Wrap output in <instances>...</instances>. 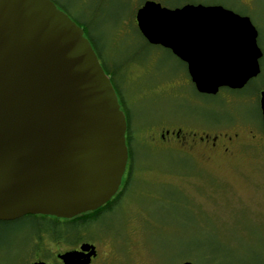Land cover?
<instances>
[{
	"label": "water",
	"instance_id": "95a60500",
	"mask_svg": "<svg viewBox=\"0 0 264 264\" xmlns=\"http://www.w3.org/2000/svg\"><path fill=\"white\" fill-rule=\"evenodd\" d=\"M136 20L149 44L187 63L201 94L243 89L261 73L249 17L219 6L170 10L147 2ZM260 100L264 122V91ZM127 131L82 27L51 0H0V222L68 220L107 205L127 170ZM78 256L59 258L75 264Z\"/></svg>",
	"mask_w": 264,
	"mask_h": 264
},
{
	"label": "rangeland",
	"instance_id": "374dc122",
	"mask_svg": "<svg viewBox=\"0 0 264 264\" xmlns=\"http://www.w3.org/2000/svg\"><path fill=\"white\" fill-rule=\"evenodd\" d=\"M54 1L90 28L108 67L118 71L133 115L138 162L131 187L117 210L85 236L99 247L102 264H264V129L257 98L264 90V55L261 74L240 101L227 104L225 94H199L187 65L171 51L143 41L136 22L143 0ZM220 1L236 6V0ZM256 4L244 13L258 30L264 53V0ZM230 116L250 125L240 122L247 146H233L229 154L192 142L191 158L150 141L158 130L177 128L170 125L197 132V126ZM35 229L31 219L1 225L0 264L32 262L37 240L48 248L51 236L37 238Z\"/></svg>",
	"mask_w": 264,
	"mask_h": 264
},
{
	"label": "flooded vegetation",
	"instance_id": "af4514ba",
	"mask_svg": "<svg viewBox=\"0 0 264 264\" xmlns=\"http://www.w3.org/2000/svg\"><path fill=\"white\" fill-rule=\"evenodd\" d=\"M51 1L56 3L54 0H51ZM256 1L257 0H236V6L235 7L234 6L229 7L220 0H143L142 5L137 10V13L142 7L145 6V4L147 2H154L156 4H160L163 8H167L170 10L182 9V8L189 6V5H193V6H200L201 5L204 7H217V6H219V7L225 8L229 11H232L233 13L240 15L242 17H249L250 18V16L244 12H245V10H249V11L255 10V8L257 7ZM137 13H136V16H137ZM68 16L72 19V17L70 15H68ZM136 22H137V20H136ZM76 23L80 26V24L78 22H76ZM80 27H82V29L84 30V33H85V37H87L90 40L93 48L96 50V47H95L96 44H94V41H92V39L89 37L88 29L86 31L84 26H80ZM86 28H89V27L86 26ZM89 31H90V28H89ZM139 33L141 36H143L142 33L140 32V30H139ZM143 39L145 42L148 43V41L144 38V36H143ZM149 45H151V44H149ZM97 48L99 50H101L99 45H97ZM169 51H171V50H169ZM172 54L174 55L173 52H172ZM263 55H264V53H263ZM179 60H181V59H179ZM183 63L187 65V63H185V62H183ZM260 67H261V72H262L261 60H260ZM187 69H188V65H187ZM252 80H250L248 82V84ZM248 84L243 89H231V88H227V87L221 88L216 95L201 94L199 92L198 93L203 95V96L212 97V98L218 97L221 94H225V96L228 97V99L226 101L227 104H231L234 101L238 102L241 100L239 98V96L245 90V88L248 86ZM263 91L264 90H262V89L260 91H258L259 93L257 96L258 102L260 103V109H261V100L260 99H261V93ZM260 115H261V125L264 129L262 110L260 112ZM240 122L243 123L245 125V127L250 125L249 121L239 119V116H234V117L230 116L229 119H227L226 121L225 120H217L210 125L197 126V132H194L191 129L189 131H185L184 129L178 127V125H170L173 128L175 126L177 128H174V129L165 128V129L158 130L157 133H155L154 135L151 136L150 141L153 145H155L161 149L176 150V151L178 150L179 152L187 154L190 157L193 156L192 150H194V147L192 146V142H194L196 144V146L209 147L212 150H216V149H219L220 147H222L224 153L229 154V151L232 149L233 146H236L238 148L240 146H247V144H248V143H244L243 138L241 137L242 132L246 128L241 127ZM176 124H178V123H176ZM153 136H155L156 138ZM133 138H135L134 134H133ZM134 141H135V139H134ZM171 143L172 144L175 143V145H177V146H175L173 148ZM133 151L135 152V149ZM129 153H130V151H129ZM137 162L138 161L136 158L134 160H132L131 154H130L127 170H126L125 176L123 178L121 187H120L117 195L115 197H113V199L110 201L111 203L115 202V206H114L113 210H112V208L111 209L108 208L109 211L106 210V212L104 211L101 214L99 221H97L94 224L95 227L98 224H102V222L107 218L108 215L113 214L118 208L116 206L119 205L120 199L122 200L123 198H125V197H123V195L126 194L125 187H126L127 178L129 176L131 164L132 163L135 164L134 167H136ZM83 216L87 217V218H94V216L90 215L89 213L83 214ZM73 219H68V220H73ZM61 220L65 221L66 219H61ZM87 234L89 235L88 230H83V232H80L79 233L80 237L78 239H76L75 241L71 242V245L68 248H66V245H64V241L50 240L49 247L44 250L42 248L41 240H37L38 242L35 245L34 260L28 264H35V263L65 264V262L59 258V256L64 255V254L69 253V252L79 253V256H78L79 260H77L75 262V264H102L103 259L101 260L102 256L100 254L99 247L97 245H95L94 243L88 241L85 238V236ZM85 246L94 247L95 253L91 255L93 250L84 251L83 247H85Z\"/></svg>",
	"mask_w": 264,
	"mask_h": 264
},
{
	"label": "trees",
	"instance_id": "16d2710c",
	"mask_svg": "<svg viewBox=\"0 0 264 264\" xmlns=\"http://www.w3.org/2000/svg\"><path fill=\"white\" fill-rule=\"evenodd\" d=\"M80 26H84L86 31L88 29V35L89 37L92 39V41H94L95 47H96V53L102 63L103 68L105 69L106 73L109 75L108 72L111 73V81L112 84L118 94V97L121 95V105H122V109L124 107V112L126 115V119H127V124H128V131H127V145L131 154V158L132 160L135 159V152L133 151L135 148V141L133 138V133L131 131V127H132V123H133V115L130 111V109L127 106L126 100L123 96V93L121 91V85L117 82L116 78H117V73L118 71L115 70H110V68L108 67L107 63H106V59L104 58V54L101 50H99L97 48V42L96 39L92 36V33L89 31V28H86V25L81 24ZM140 34V33H139ZM144 41V39H143ZM147 43V42H146ZM148 44V43H147ZM149 45V44H148ZM117 75V76H116ZM135 164H131V168H130V172H129V176L127 178L126 181V187L125 190H127L129 187H131L132 184V179H133V173H134V169H135ZM114 203H109L108 205L102 207L101 209L95 211V212H91L89 213L90 215H93L94 218H87L84 217L83 215L74 218L73 220H65L62 221L61 219L55 218V217H48V216H26L20 220H28L31 219L36 223V229H35V233L34 236H37V238H40V236L42 234H48L49 236H51L50 240H61V241H66V242H73L76 239H78L80 237L79 233L83 232V230H88L91 231V229L93 227H95V223L97 221H99V218L101 216V214L106 210L109 211V209L114 207ZM113 206V207H112ZM109 208V209H108ZM12 222H0V226L1 225H7ZM17 222V221H15ZM37 234V235H36Z\"/></svg>",
	"mask_w": 264,
	"mask_h": 264
}]
</instances>
